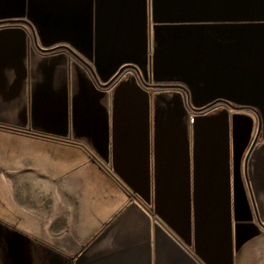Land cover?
<instances>
[{"label":"crops","instance_id":"obj_1","mask_svg":"<svg viewBox=\"0 0 264 264\" xmlns=\"http://www.w3.org/2000/svg\"><path fill=\"white\" fill-rule=\"evenodd\" d=\"M135 1L97 44L0 23V264H264V0H147L105 87Z\"/></svg>","mask_w":264,"mask_h":264},{"label":"water","instance_id":"obj_2","mask_svg":"<svg viewBox=\"0 0 264 264\" xmlns=\"http://www.w3.org/2000/svg\"><path fill=\"white\" fill-rule=\"evenodd\" d=\"M133 6L136 9L132 15L131 28L136 33L134 39L136 46L134 51L138 52L134 54L136 59L108 61L96 55L93 64L105 87L117 79L125 68L135 70L143 84L148 81L147 0H136ZM62 15L65 17L64 22L59 19ZM12 21H24L31 27L34 26L41 41L46 45L58 41H67L73 45L80 42L98 43L95 0H0V23ZM89 68L93 71L90 65Z\"/></svg>","mask_w":264,"mask_h":264},{"label":"trees","instance_id":"obj_3","mask_svg":"<svg viewBox=\"0 0 264 264\" xmlns=\"http://www.w3.org/2000/svg\"><path fill=\"white\" fill-rule=\"evenodd\" d=\"M115 80H116V79H115ZM115 80H114V81H115ZM114 81H113V82H114ZM113 82H111L109 85H111ZM109 85H108V86H109Z\"/></svg>","mask_w":264,"mask_h":264},{"label":"flooded vegetation","instance_id":"obj_4","mask_svg":"<svg viewBox=\"0 0 264 264\" xmlns=\"http://www.w3.org/2000/svg\"><path fill=\"white\" fill-rule=\"evenodd\" d=\"M137 73V72H136Z\"/></svg>","mask_w":264,"mask_h":264}]
</instances>
